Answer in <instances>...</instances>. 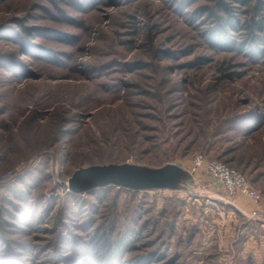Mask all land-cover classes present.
<instances>
[{
    "label": "rangeland",
    "instance_id": "374dc122",
    "mask_svg": "<svg viewBox=\"0 0 264 264\" xmlns=\"http://www.w3.org/2000/svg\"><path fill=\"white\" fill-rule=\"evenodd\" d=\"M218 1L0 0V264H264L227 205L251 198L194 169H237L264 210V10ZM113 163L170 171L69 187Z\"/></svg>",
    "mask_w": 264,
    "mask_h": 264
},
{
    "label": "water",
    "instance_id": "95a60500",
    "mask_svg": "<svg viewBox=\"0 0 264 264\" xmlns=\"http://www.w3.org/2000/svg\"><path fill=\"white\" fill-rule=\"evenodd\" d=\"M169 171L167 166L149 167L130 163L90 165L77 169L68 185L74 192L89 191L110 184L152 188L162 185Z\"/></svg>",
    "mask_w": 264,
    "mask_h": 264
},
{
    "label": "built area",
    "instance_id": "2783aa9c",
    "mask_svg": "<svg viewBox=\"0 0 264 264\" xmlns=\"http://www.w3.org/2000/svg\"><path fill=\"white\" fill-rule=\"evenodd\" d=\"M205 169L207 173L224 187L230 196L245 194L249 196L260 207L262 196L251 186L247 178L237 169L232 168L219 159H207L204 153L196 155L194 159V169ZM252 216L264 221V210L255 209Z\"/></svg>",
    "mask_w": 264,
    "mask_h": 264
},
{
    "label": "crops",
    "instance_id": "0c3cea01",
    "mask_svg": "<svg viewBox=\"0 0 264 264\" xmlns=\"http://www.w3.org/2000/svg\"><path fill=\"white\" fill-rule=\"evenodd\" d=\"M238 196V195H237ZM227 205H230V207H232V209L240 216L246 217V216H250L251 212L253 210H255V204L254 202L247 198V197H236L235 199H233L232 201H229L227 203ZM229 216H231V218H233L232 220L234 222H238L239 219H237V217H233L231 215V213H229ZM247 222V221H246ZM253 223V221H251ZM250 223V224H252ZM258 224V225H257ZM256 225L249 226L245 223L241 224L242 229L244 232H246L245 237L246 239V244L247 243H252L254 240H258L260 242H262V237H264V235L261 234V232H264L263 228H264V221L259 220L257 221ZM249 227H251L252 231H250ZM258 230H261L258 232ZM260 242V243H261ZM264 243V241H263ZM264 246V245H263Z\"/></svg>",
    "mask_w": 264,
    "mask_h": 264
},
{
    "label": "trees",
    "instance_id": "16d2710c",
    "mask_svg": "<svg viewBox=\"0 0 264 264\" xmlns=\"http://www.w3.org/2000/svg\"><path fill=\"white\" fill-rule=\"evenodd\" d=\"M233 2H239L242 5L248 6L251 5L254 1L257 2L256 11L257 13H261L264 10V1L262 0H232ZM230 4L226 0H219L218 1V7L220 10H229ZM255 25V28H258V30L264 31V17H262L260 20H253V26ZM222 33V31H221ZM219 35V34H218ZM219 40V39H215Z\"/></svg>",
    "mask_w": 264,
    "mask_h": 264
}]
</instances>
